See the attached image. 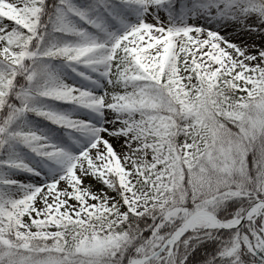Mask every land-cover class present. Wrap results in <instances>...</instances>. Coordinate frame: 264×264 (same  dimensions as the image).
<instances>
[{
	"label": "snow or ice",
	"instance_id": "snow-or-ice-1",
	"mask_svg": "<svg viewBox=\"0 0 264 264\" xmlns=\"http://www.w3.org/2000/svg\"><path fill=\"white\" fill-rule=\"evenodd\" d=\"M0 264H264V0H0Z\"/></svg>",
	"mask_w": 264,
	"mask_h": 264
}]
</instances>
